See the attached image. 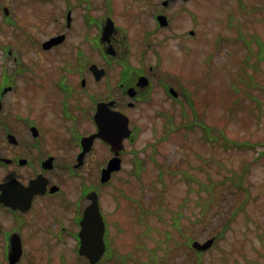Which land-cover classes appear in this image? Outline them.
<instances>
[{"label": "flooded vegetation", "instance_id": "af4514ba", "mask_svg": "<svg viewBox=\"0 0 264 264\" xmlns=\"http://www.w3.org/2000/svg\"><path fill=\"white\" fill-rule=\"evenodd\" d=\"M189 1L194 4L61 0L52 32L38 39L36 20L19 13L33 12L37 1L0 0V264H117L139 258L143 249L151 251L142 242L134 256L133 250L118 252L110 231L121 229L110 223L105 193L134 158L125 146L133 131L138 133L132 111L161 90L171 103L180 94L190 100L189 89L179 90L181 74L162 64L165 48L194 51L187 38L194 34V6L184 8L192 22L187 29H179L182 8L175 6ZM58 34L64 35L61 42L42 46ZM93 64L103 69L101 74ZM99 102H112L111 109L127 115L131 134L117 153L100 136L82 142L98 131L94 114ZM116 155L120 169L102 180L103 168ZM90 193L96 194L105 223V250L96 263L80 252L81 218ZM113 196L114 208L128 200Z\"/></svg>", "mask_w": 264, "mask_h": 264}, {"label": "rangeland", "instance_id": "374dc122", "mask_svg": "<svg viewBox=\"0 0 264 264\" xmlns=\"http://www.w3.org/2000/svg\"><path fill=\"white\" fill-rule=\"evenodd\" d=\"M45 1L34 3L33 12L19 11L36 20L38 39L48 37L56 24L53 17L62 10L61 0ZM192 5L193 27L184 11ZM175 6L182 8L179 29L195 28L187 37L194 51L165 48L162 64L181 74L179 90L191 91L196 116L213 127L214 139L205 138L203 127L195 123L171 129V121L180 125L194 119L189 96L185 100L180 94L171 103L161 90L156 99L132 111L138 133L125 146L134 158L116 173L105 193L110 223L121 229L111 227L110 237L118 252L133 250L134 256L142 242L151 249H143L139 258L127 257L126 264H264V57L251 55L243 61L251 53L249 45L255 51L259 45L264 48V0H194ZM230 22L236 23L230 27ZM238 31L246 41L253 36L250 44H244ZM255 60L257 67L252 65ZM247 79L252 80L249 86ZM219 129L252 146H225ZM233 173L242 174L244 190L234 183L238 176L234 181L226 178ZM111 196L128 200L114 208ZM212 236V247L203 252L185 243Z\"/></svg>", "mask_w": 264, "mask_h": 264}, {"label": "water", "instance_id": "95a60500", "mask_svg": "<svg viewBox=\"0 0 264 264\" xmlns=\"http://www.w3.org/2000/svg\"><path fill=\"white\" fill-rule=\"evenodd\" d=\"M161 24H164V17L158 16ZM109 23L106 25L104 33L109 29ZM62 36L51 38L44 43V47H48L53 42L59 41ZM107 51H112V46H109ZM95 72H102V70L96 69V65H92ZM109 103H98L97 109L94 115L96 122L98 123V131L94 136H101L106 142H108L116 153L119 148L122 147V139L129 135L130 129L128 128V118L126 115L118 110H111L108 107ZM90 137L83 138V142ZM120 159L113 157L110 159L108 166L102 172V180H106L109 177L110 171L119 169ZM92 202L85 208L83 217L81 219L82 243L80 245V252L90 258L91 262H96L97 259L104 251L103 231L104 224L102 216L99 212L96 195H91ZM214 238L210 237L203 243L193 241L192 245L198 250H205L209 248L213 243Z\"/></svg>", "mask_w": 264, "mask_h": 264}, {"label": "trees", "instance_id": "16d2710c", "mask_svg": "<svg viewBox=\"0 0 264 264\" xmlns=\"http://www.w3.org/2000/svg\"><path fill=\"white\" fill-rule=\"evenodd\" d=\"M238 35H239V38H242L243 39V37H242V35L243 34H241V31H238ZM251 40H253V36H251V39L250 40H245V39H243V42H244V44H245V42L247 43V44H250L249 42L251 41ZM259 48H260V45L258 46V48H257V51H255V49L253 50L252 49V47L249 45V49H250V52L251 53H249L248 55L246 54V57H245V59L243 60L244 62H247V61H249V59L252 57L251 55H254V56H256V58H260L261 59V57H264L263 56V54H264V51H262L264 48L263 47H261L260 48V51H259ZM258 62H259V60H255V62H253V64L252 65H254V67H257L258 66ZM245 74V73H244ZM251 77V76H250ZM248 80V79H247ZM249 82L247 83V85L246 86H249L250 84H252V80L250 81V80H248ZM232 87H233V84L231 85ZM188 104H189V106H190V109L195 113L194 115H195V117H194V119L193 120H189L187 123H183V124H180V125H174L173 124V122L171 121L170 122V126H171V129H178V128H180L182 125L186 128H189L190 126H192V124H197V125H201L202 127H203V130H204V137L205 138H207V139H209V140H211V139H214V135H213V127L212 126H210V125H207L206 124V122H204V121H202L201 119H199L198 118V116H196L197 115V113H196V107H195V104H194V101L192 100V99H190V100H188ZM184 116H186L187 115V112H185L184 114H183ZM187 121V120H186ZM185 121V122H186ZM197 121H199V122H197ZM182 126V127H183ZM219 132H220V136H222V138H223V142H224V144H225V146H228L229 144H230V146H235V147H246V146H252V145H250L249 143H248V141H246V142H243V141H236V140H233V139H231V138H229L228 136H226L225 135V133H224V131L222 130V129H219ZM211 133H212V135H211ZM242 147V148H243ZM138 163H141L140 161H134V164H138ZM136 168H137V170H139V166L138 165H136ZM183 175L184 176H187V177H189V175L187 174V173H183ZM236 175V177L238 176V179H236V181H234L233 180V176H235ZM226 178H228V179H230V180H232V181H234V183L236 184V187L238 188V189H240V190H244V186L242 185V174H239V175H237L236 173H233L230 177H226ZM223 181H221V183H222ZM234 213V212H233ZM228 225H229V223L227 222V223H224V225H223V228H222V230L218 233V237L219 236H222V234H223V231H224V229L225 228H227L228 227ZM192 238H189V240L187 241V243H189L190 242V240H191ZM199 259H201V258H199Z\"/></svg>", "mask_w": 264, "mask_h": 264}]
</instances>
